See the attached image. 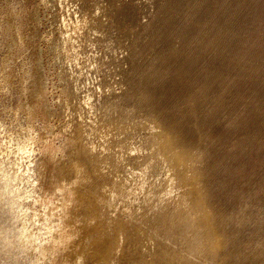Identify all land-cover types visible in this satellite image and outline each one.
<instances>
[{"label": "rangeland", "instance_id": "obj_1", "mask_svg": "<svg viewBox=\"0 0 264 264\" xmlns=\"http://www.w3.org/2000/svg\"><path fill=\"white\" fill-rule=\"evenodd\" d=\"M106 1L117 5L109 23H102L107 36L96 55L107 64L91 72L106 94L111 87L113 94L124 91V99L112 94L102 98L99 104L116 108L97 109L93 118L131 125L120 136L123 141L131 131L136 137L147 134L146 116L164 119L176 135L174 148L186 151L183 170L198 173V180L189 183L201 186L205 207L213 214L221 247L205 264H264V0ZM95 4L79 1L84 13ZM58 15L45 0H0V264H75L81 255L85 264H95V246L89 254L82 246L95 237L113 241L103 264L113 259L131 264L141 256L150 262L153 252L142 246L157 242L160 253L166 251L157 264L167 259L187 264L195 253L188 250L193 243H187L179 223L168 233L163 221L176 207L174 198L169 209L154 213L159 198L143 201L140 209L138 191L136 199L114 213L105 193L82 203L69 186L76 175L61 177L74 148L61 129L68 111L62 101L68 94L49 48L58 37ZM109 36L115 40L113 49L126 48L123 54L107 48L103 41ZM37 88L41 99L35 97ZM32 103L36 112L29 114ZM131 108L134 113L121 117ZM76 129L79 137L85 127ZM127 158L134 165L146 159ZM117 171L121 168H107L104 180L94 177L93 182L97 188L111 184ZM55 182L69 187L57 190ZM82 185L81 193L91 190ZM66 199L72 206L67 219ZM67 224L74 231L61 243Z\"/></svg>", "mask_w": 264, "mask_h": 264}, {"label": "bare ground", "instance_id": "obj_2", "mask_svg": "<svg viewBox=\"0 0 264 264\" xmlns=\"http://www.w3.org/2000/svg\"><path fill=\"white\" fill-rule=\"evenodd\" d=\"M45 1H48L50 6L59 13L58 37L51 39L49 48L60 69V82H62L63 91L68 94L67 99L62 101L63 106L68 107V111L65 113L66 122L61 129L64 134L66 133L74 148L67 166L61 168V177H68L71 173L76 175L75 180L69 186L79 192L77 197L82 199V203H85L89 198H92L93 201L98 200L100 191L105 193L108 206L114 210V213L118 208L123 210L126 202L130 203L131 200L136 199L138 191L142 194V201H139L140 209L143 201L150 202L156 196L159 198L161 204L156 210L153 207L154 213H158V210L169 209L167 203L174 198L176 207L173 213L163 218L166 231L170 233L179 223L183 228L182 235L185 236L187 243L189 240L193 243L192 248L188 246V250L190 253L191 250L195 253H191L193 258L186 262L187 264H195V262L205 264L206 261L211 263L214 252L221 247L218 236H216L217 232L212 227L213 214L205 207L206 200L200 195L201 186H198V183H189L190 180H198V173L194 174L183 170V168L187 169L186 151L182 149L177 151L174 148L172 142L176 135L164 126V119L156 114L146 116L142 120L145 121L143 127L146 131L148 130L147 134L144 137H136L135 131H131V138L123 141L119 138L132 128L131 125L116 124L110 118L101 121H96L93 118L97 109L106 107L110 112L116 108L114 105L99 104L102 98L112 94L116 95L120 102L124 99V91L122 94H113L109 86L106 94L103 85L93 79L91 72L93 69L98 72L100 67L107 64L105 57L97 58L96 55L101 38L107 36L102 30V23H109L117 5L106 0H96L93 11L84 13L79 5L80 0ZM103 42H106L107 48L111 49L115 40L109 36ZM88 49L91 50L92 55H87ZM125 49L123 46H117L112 51L123 54ZM142 58L143 54L139 52V59ZM35 93L37 99H41L43 96L41 88H37ZM35 112L36 109L32 103L29 106V114ZM134 112L135 108H131L121 112V117ZM78 125L85 127L84 133L79 137H77L78 134H75ZM81 130L83 129L81 128ZM93 136L96 140H92ZM131 154L137 155L138 158L146 157V159L134 165L127 162V155ZM202 157V154H199L200 160ZM110 167L115 170L121 168V171L115 173L111 184L103 182L97 188L93 178L104 180L103 171ZM83 183L90 186L89 192L81 193L79 191ZM53 186L61 191H65V188L69 187L67 183L62 182H55ZM57 205L60 207V203ZM62 207L63 216L67 219L72 211L70 201L63 200ZM179 212L184 214L178 215ZM100 228L106 230L103 225H100ZM72 231H74V227L67 224L68 235H62L60 242L68 241L69 232ZM123 240L122 236L119 247L122 246ZM112 244V239L105 243L95 237L91 245L84 243L82 246L87 254H89V248L95 246L93 256L96 259L94 262L103 264L104 253H111ZM156 244L153 243L151 247L150 245L142 246L144 252H153L154 259L152 261L145 262L141 256V258L133 260L131 264H157L156 258L160 254L166 255V251L163 250L160 253V244L159 242ZM58 245L59 243L53 249ZM86 261V257L81 255L76 258L75 264H85ZM116 263L117 260L113 259L111 264ZM165 263L171 264L169 259Z\"/></svg>", "mask_w": 264, "mask_h": 264}]
</instances>
